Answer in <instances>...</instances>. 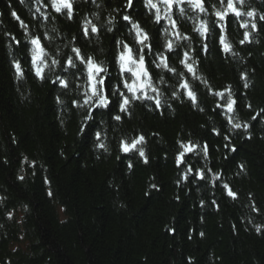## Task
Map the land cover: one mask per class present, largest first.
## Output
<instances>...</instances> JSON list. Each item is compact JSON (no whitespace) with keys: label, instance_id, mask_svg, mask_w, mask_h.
Returning <instances> with one entry per match:
<instances>
[{"label":"trees","instance_id":"trees-1","mask_svg":"<svg viewBox=\"0 0 264 264\" xmlns=\"http://www.w3.org/2000/svg\"><path fill=\"white\" fill-rule=\"evenodd\" d=\"M127 3L74 0V19L69 20L50 11L44 0H0V264H264V118L250 121L264 109V21L258 19L264 15V0H245L239 6L242 13L253 10L255 17L226 21L225 35L236 56L220 50L216 37L206 41L207 52L201 50L205 41L198 35L199 24L215 19L207 13L187 4L168 11L161 0H153L160 9L157 22L156 9L145 0H132V7ZM209 3L219 5V0ZM181 8L186 10L183 14ZM11 11L29 26L30 34H53L55 29V39L44 42L50 58L57 46L67 55L72 54L71 46L80 47L97 63L104 62L113 84L119 67L113 63L119 54L116 40L133 46L135 30L129 29L135 22L159 52L168 55L164 45L169 40L179 44L181 56L189 53L213 90L230 87L240 98L238 119L252 127L247 133L220 129L222 117L214 111L220 98L206 95L204 84L192 81L204 112L187 100L168 101L171 107L166 104L155 111L150 103L144 107L143 102H133L130 115H124L115 130L109 125L116 122L104 118L107 151L99 149L93 130L83 123L84 110L69 105L72 97L83 96V80H75L65 95L52 81L57 74L72 80L67 70L45 68L47 80L35 77L22 50L10 39L23 40L25 35ZM124 15H130V22L122 19ZM169 15L177 22L176 29L166 18ZM244 21H255L258 30L250 31L251 42L241 45L245 29L239 24ZM88 22L99 31L90 39L81 38ZM178 32L190 39L177 40ZM14 58L22 62L20 80L11 66ZM172 66L180 67L174 58ZM242 73L247 74V89ZM173 83L175 78L169 80V85ZM58 95L63 104L56 103ZM249 103L251 110L245 107ZM213 127L221 135L213 133ZM140 134L146 137L147 164L138 154L122 153L117 144L120 138ZM223 135H229L230 142ZM177 141L207 144L209 167L221 174L239 199L222 195L211 174L208 182L199 184L183 179L184 172L175 164ZM190 162L202 167L203 154L193 155ZM240 163L244 172L239 171ZM249 205H258L260 211Z\"/></svg>","mask_w":264,"mask_h":264},{"label":"snow or ice","instance_id":"snow-or-ice-1","mask_svg":"<svg viewBox=\"0 0 264 264\" xmlns=\"http://www.w3.org/2000/svg\"><path fill=\"white\" fill-rule=\"evenodd\" d=\"M23 2V0H21ZM39 3V0H37ZM45 5L49 6L50 11L56 14H63L67 19H74V0H44ZM161 3L166 6L168 11L173 9L174 5L187 4L191 9L198 10L200 13H207L209 17L215 19H209L207 21L201 20L198 29V35L204 38V43L201 44V50L207 52L209 46L207 40L210 37H216L220 50L224 53H231L233 56L238 55L233 50V45L228 41L225 35L226 21L229 18H242L246 15L249 18L255 17L253 10H248L246 13L240 11L239 6L245 4V0H219V5L215 3H209V0H161ZM145 4L152 9H156V20L160 21V9L153 0H145ZM127 7H132V0H128ZM11 8V5H9ZM40 9L37 8V12ZM186 10L180 9L181 14ZM11 16L17 20L25 30L23 40L16 37H10V39L22 50L24 54V63L30 64L29 71L34 70L35 77L41 80H47L45 68L49 71H53L59 67L62 71L67 70L72 80L62 78L57 74L52 81L53 85H58L59 89H62L64 94L67 95L74 86V81L77 79L83 80L86 85V90L83 96L77 95L72 97L69 101L70 106H74L76 109L84 110L83 123L89 124V127L93 130L95 137V146L99 149L107 151V146L104 143V129L101 125L106 123L105 117L108 121H115V125H109L115 130L119 124L123 121L124 115H130V109L133 102H143L144 107H148L151 104V110H159L164 108L167 104L171 107L168 101L175 100H187L193 108L198 109L200 112H204L205 108L200 106L199 93L196 87L193 86L192 81H201L206 89V95L211 94L214 98L219 97L220 102L214 105L215 115L222 117L220 129L227 128L229 132H237L241 129L245 133L252 127L250 122H242L237 117V112L240 107V98L233 95L232 89L226 88L224 91L213 90L209 82L204 80L197 72L195 68V60H193L187 51L181 53L178 51L179 44H175L169 40L164 47L167 49L168 55L163 52H159L158 45L153 47L148 43L150 37L147 35L139 25L135 22H131V30H135L134 45L129 46L122 40H116V44L119 48V54L114 57L113 63L118 64V71L115 77V84H113V77L107 66H104V62L97 63L94 57L83 53L82 49L77 46H71V55L64 54L57 51L52 54L53 58L49 57V52L46 48L49 45L45 44V41H53L55 39L53 34H30L29 26L17 15L15 11H11ZM173 29L177 28V22L169 15L166 17ZM124 21L131 20L130 15H124L122 17ZM260 21H264V15L259 16ZM39 23V21H37ZM241 29H245L242 34V39L239 40V44L244 45L246 42L250 43V31L258 30V24L255 21H244L239 24ZM264 27V25H262ZM250 29V30H249ZM112 29L109 28L108 31ZM99 29L95 24L88 22L83 29V36L91 38V35L97 33ZM177 40L187 41L190 37L183 35L182 33H176ZM215 43V40H214ZM136 45L139 47L137 48ZM65 47H68L66 45ZM151 55V60H147V57ZM173 58L178 61L179 68L172 66ZM67 65V69H65ZM16 74L18 80L24 76V70L22 62L18 59H13L11 65ZM75 71H72V70ZM190 77V79H189ZM175 78V83L169 85V80ZM240 79L244 80L243 88H249L247 82V74L242 73ZM159 85V86H157ZM77 92L79 86H75ZM167 99H164L165 95ZM82 99V103L80 102ZM57 104H63L64 101L58 95L56 97ZM248 109H252V105L249 103L245 105ZM96 109V111H92ZM100 117L99 124L97 123V117ZM264 118V109L256 112L255 115L250 117V121L262 122ZM81 132H85L86 129L81 126L79 129ZM213 133L217 136L221 135V131L213 127ZM248 138H251L250 136ZM225 141L231 140L229 135H223ZM146 143V137L143 134L133 136L131 138L123 137L118 139L117 144L122 153H135L139 158L143 160L145 164L149 163V159L146 155L143 145ZM179 147L177 148V154L175 155V164L178 168L184 172L183 179L190 182H208L211 174V179L216 181V187L220 188L221 194L231 198L235 201L239 199V194L230 186L227 182H222V176L219 172H215L209 167L208 161L210 158V150L207 144L198 146L197 143L189 141L188 143H181L177 141ZM229 145L226 144L225 147ZM231 151L235 152V148H231ZM203 154L205 161L202 167H197L191 163L192 156L200 157ZM27 159V158H25ZM132 163L129 162L128 167L132 168ZM239 171H245V165L240 163L238 165ZM23 180L24 177H18ZM47 182V181H46ZM155 187V185H153ZM49 196L52 192L49 191ZM215 203V201H213ZM252 211L259 212L258 205H249ZM9 218H12V213H8ZM256 231L261 232V226H256ZM203 235V233H201Z\"/></svg>","mask_w":264,"mask_h":264}]
</instances>
